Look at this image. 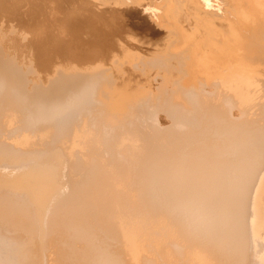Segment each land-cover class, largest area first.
I'll return each mask as SVG.
<instances>
[{
  "label": "bare ground",
  "instance_id": "bare-ground-1",
  "mask_svg": "<svg viewBox=\"0 0 264 264\" xmlns=\"http://www.w3.org/2000/svg\"><path fill=\"white\" fill-rule=\"evenodd\" d=\"M164 3L116 76L0 29V264H264V0Z\"/></svg>",
  "mask_w": 264,
  "mask_h": 264
},
{
  "label": "rangeland",
  "instance_id": "rangeland-1",
  "mask_svg": "<svg viewBox=\"0 0 264 264\" xmlns=\"http://www.w3.org/2000/svg\"><path fill=\"white\" fill-rule=\"evenodd\" d=\"M157 1L151 0L153 6L150 3L149 13L142 17L141 8L132 0H0V29L6 32L2 42L17 61H27L42 75L50 73L53 64L69 62L78 67L105 65L116 76L129 68L126 63L111 62L112 56L121 54L119 46L132 54H145L125 41L128 36L163 45L165 29L157 30L155 23L143 20L162 13L164 0ZM78 10L81 15L67 21ZM154 31L158 33L151 34Z\"/></svg>",
  "mask_w": 264,
  "mask_h": 264
}]
</instances>
